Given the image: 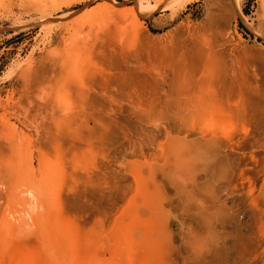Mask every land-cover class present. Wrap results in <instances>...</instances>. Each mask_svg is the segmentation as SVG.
Returning <instances> with one entry per match:
<instances>
[{
    "label": "rangeland",
    "instance_id": "rangeland-1",
    "mask_svg": "<svg viewBox=\"0 0 264 264\" xmlns=\"http://www.w3.org/2000/svg\"><path fill=\"white\" fill-rule=\"evenodd\" d=\"M0 163L40 264H264V0H0Z\"/></svg>",
    "mask_w": 264,
    "mask_h": 264
},
{
    "label": "bare ground",
    "instance_id": "bare-ground-1",
    "mask_svg": "<svg viewBox=\"0 0 264 264\" xmlns=\"http://www.w3.org/2000/svg\"><path fill=\"white\" fill-rule=\"evenodd\" d=\"M159 1L160 0H155V3H158ZM21 2L22 4L37 3L39 6L44 7L46 6V4L54 3V0H21ZM98 7L99 6L93 8L92 11L96 10ZM239 14L241 15L240 11H239ZM77 49L80 52V56L78 58V60H80L83 54L86 53L84 49V45L79 43L77 45ZM91 57L92 55H90L89 58L93 59ZM71 82L75 84L74 81H71ZM76 96L79 97L80 94L77 93ZM209 103H211V99H203V104L201 102L198 103L197 101L198 106L196 108H198V111L200 112L202 118H208L212 116V119H209V118L208 119L210 121H213L214 126L219 127L222 124L225 126L226 122H225L224 116L217 115L213 117L212 114L208 113V111H215V109L209 108L208 106H206ZM193 120H194V117H193ZM5 177H6L5 171L1 170V163H0V257H1V254H3V250H4L9 255L8 264H40L39 262H37L36 257H34L35 256L34 253L31 252V254H29L28 252L30 251L28 252L23 251L21 247L16 244V234H15V224L16 223L15 222L17 221V218L7 219V217L5 216V210H2L1 208V200L3 198V193L1 189L2 179ZM26 193L29 199L35 203L36 198H35V195L31 192V190H27ZM16 197L17 195L14 194L13 192V198L15 199ZM154 207L156 211L152 210V213H151V210L149 209V212L151 213L152 218H155L156 224L158 226L159 224L156 220L157 218L156 214L158 213V211L156 209L157 208L156 205H154ZM135 209L136 208L133 202L132 203L129 202L125 206V209H124V217L127 218V221L126 222L121 221L115 224L116 231H114L113 233V237H114L113 239L118 244H120V246H122L121 252H124V250H126L127 252L132 253L134 250V243L130 239V232H131V228H134L132 224L134 222H138V219L134 217L136 215ZM142 230H143L142 232L143 235L146 237V235L149 234V232H144V229ZM50 234L56 237V238H53L54 240H51L47 243L48 247H51V248H55V247L62 248L64 246L63 244L64 241H60V239H62L61 236H68L70 244H74L75 242H78L76 241V238L71 236L73 234V228L67 221L58 220L53 226L50 227ZM5 235L7 237L8 242H5L4 244L3 240L4 239L6 240ZM5 246L6 248L3 249ZM71 258H72L73 264H93L94 262V258L83 259L81 254H79L76 251H74V255ZM114 261L116 264H125L121 256H114ZM0 264H4L1 258H0ZM47 264H59V263H58V260H56L55 258H51L50 262Z\"/></svg>",
    "mask_w": 264,
    "mask_h": 264
}]
</instances>
